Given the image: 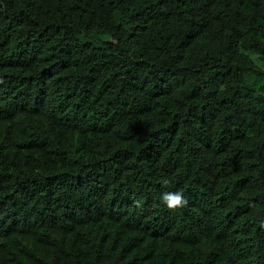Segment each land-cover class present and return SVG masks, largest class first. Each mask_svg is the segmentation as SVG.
Here are the masks:
<instances>
[{
    "label": "trees",
    "instance_id": "obj_1",
    "mask_svg": "<svg viewBox=\"0 0 264 264\" xmlns=\"http://www.w3.org/2000/svg\"><path fill=\"white\" fill-rule=\"evenodd\" d=\"M0 264H264V0H0Z\"/></svg>",
    "mask_w": 264,
    "mask_h": 264
},
{
    "label": "clouds",
    "instance_id": "obj_2",
    "mask_svg": "<svg viewBox=\"0 0 264 264\" xmlns=\"http://www.w3.org/2000/svg\"><path fill=\"white\" fill-rule=\"evenodd\" d=\"M161 199L169 210L182 208L188 202L182 191L166 192L162 195Z\"/></svg>",
    "mask_w": 264,
    "mask_h": 264
}]
</instances>
